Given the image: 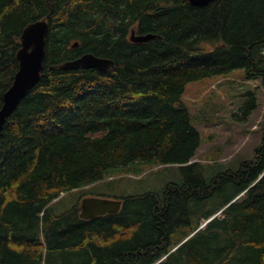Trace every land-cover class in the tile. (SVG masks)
<instances>
[{
    "label": "trees",
    "instance_id": "1",
    "mask_svg": "<svg viewBox=\"0 0 264 264\" xmlns=\"http://www.w3.org/2000/svg\"><path fill=\"white\" fill-rule=\"evenodd\" d=\"M49 17L41 80L0 135V264H264V122L251 159L206 177L183 103L188 82L237 68L264 85V0H0V108L24 28ZM86 52L116 67H60ZM140 162L185 178L93 219L83 194L54 204Z\"/></svg>",
    "mask_w": 264,
    "mask_h": 264
},
{
    "label": "rangeland",
    "instance_id": "2",
    "mask_svg": "<svg viewBox=\"0 0 264 264\" xmlns=\"http://www.w3.org/2000/svg\"><path fill=\"white\" fill-rule=\"evenodd\" d=\"M249 92L258 98V107L250 115L245 113L246 107L242 108ZM183 103L189 107L193 124L201 134V145L193 160L205 165L204 176L215 174L218 168L236 169L253 157L264 122V85L260 78L249 79L244 68H237L224 75L194 80L185 86ZM196 171L200 172L199 168ZM184 178L185 173L177 165L134 163L114 169L95 185L62 195L54 204L60 201V205L68 206L82 194L104 198L142 194L161 190L169 181L179 182ZM217 215L220 217L223 213ZM205 224L204 219L201 227Z\"/></svg>",
    "mask_w": 264,
    "mask_h": 264
},
{
    "label": "water",
    "instance_id": "3",
    "mask_svg": "<svg viewBox=\"0 0 264 264\" xmlns=\"http://www.w3.org/2000/svg\"><path fill=\"white\" fill-rule=\"evenodd\" d=\"M193 5L206 6L214 0H189ZM50 17L30 22L21 35V48L17 53L19 69L15 74L12 85L4 93L3 104L0 108V135L11 115L16 111L22 100L41 80L46 57L47 35L50 30ZM157 36L154 33L137 34L132 31L131 40L147 42ZM76 42L74 46H78ZM115 62L108 57L99 56L93 52L66 60L60 67L67 70L80 68H97L109 71L114 68ZM54 68V66H52ZM80 216L84 219H93L99 215L118 213L123 205L122 199L104 198L100 196H86L81 201Z\"/></svg>",
    "mask_w": 264,
    "mask_h": 264
},
{
    "label": "bare ground",
    "instance_id": "4",
    "mask_svg": "<svg viewBox=\"0 0 264 264\" xmlns=\"http://www.w3.org/2000/svg\"><path fill=\"white\" fill-rule=\"evenodd\" d=\"M68 60H69V59H68ZM115 64H116V63H115ZM115 67H116V66H115ZM184 241H185V240H184ZM184 241H183V242H184ZM183 242H181V244H182ZM181 244H180V245H181ZM178 246H179V245H178Z\"/></svg>",
    "mask_w": 264,
    "mask_h": 264
},
{
    "label": "flooded vegetation",
    "instance_id": "5",
    "mask_svg": "<svg viewBox=\"0 0 264 264\" xmlns=\"http://www.w3.org/2000/svg\"><path fill=\"white\" fill-rule=\"evenodd\" d=\"M157 37V36H156Z\"/></svg>",
    "mask_w": 264,
    "mask_h": 264
}]
</instances>
